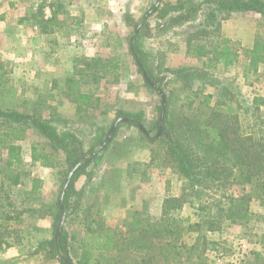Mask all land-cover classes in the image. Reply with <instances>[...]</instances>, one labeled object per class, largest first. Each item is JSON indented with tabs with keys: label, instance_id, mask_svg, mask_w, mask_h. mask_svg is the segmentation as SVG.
Segmentation results:
<instances>
[{
	"label": "rangeland",
	"instance_id": "1",
	"mask_svg": "<svg viewBox=\"0 0 264 264\" xmlns=\"http://www.w3.org/2000/svg\"><path fill=\"white\" fill-rule=\"evenodd\" d=\"M31 1L33 0H27V4ZM37 1L40 2V0ZM45 1L37 3L39 7L36 9L35 6L36 13L40 4L43 6ZM65 1L68 3V0ZM52 2L56 0L46 1L43 7L51 8ZM113 2L117 1H108L110 4ZM118 2L122 7L120 15L125 17L121 22L119 15L115 19L118 23L116 28L110 31L109 40L117 46L121 44V41L126 40L128 49L129 38L144 23H148L149 27L144 26L146 32L143 27L140 29V44L147 53V67L157 79L161 80L162 86L172 100L178 97V101H175L172 108L173 118H177L182 112V92L187 93L188 86L193 88V92L194 90L199 92L200 97L196 99L195 106L199 105L198 102L204 95L218 94L222 88H229L237 97L232 101L224 99L223 101L226 102L222 108L227 109L226 103H231L232 113H234L232 115L239 117L238 121L242 124L243 130H247L248 127L245 135L247 136L248 133L255 140L263 138L264 141V102L262 101L258 109L251 108L254 98L260 97L264 100V63H251L250 50L253 46L249 48L242 44L240 39H234L228 35L234 34L246 41L249 37L251 38L252 32L247 25L251 27L254 24L256 26L255 41L264 40V19L261 14L249 12L232 17L231 21L226 22L225 28L221 29L220 26L218 30L210 29L208 33L189 43L187 42L188 34L196 32L193 24L174 28L167 34L153 36L147 34L148 29L156 28L162 21L153 8L174 5L177 0H119ZM203 17L204 14L201 18ZM69 30L64 27V32ZM178 42H181L182 50L180 47L176 49L173 45ZM113 47L111 46L106 62L94 64L95 72L99 76L83 77L84 81L89 82L83 86L86 94H84L85 97L77 98L88 107L87 110L77 113L74 112V108L65 107L68 104L61 103L60 93L50 92L44 86L40 76H34L31 71H27L23 67V62L16 63L13 60L2 61L3 64L0 67V80L4 82L1 88L6 89L5 94L0 92V105L5 109L13 107L46 118L51 117L58 126L67 125L75 129L77 135L85 140V149H89L91 134L95 132L97 126L102 125L109 129L114 124L119 110L131 111V113L142 112L144 128L151 131V136H155L158 130L154 123L157 120L160 95L151 84L146 83V78L136 60L130 54L116 51L115 46ZM225 47L227 54L231 57L235 56L232 62L218 58L213 63L215 67L210 70L202 68V60L207 59L208 56L213 57L215 49L219 52ZM199 49H201L200 52ZM208 50L209 53H207ZM167 51L172 54L176 52L174 57L176 60L170 57L169 61ZM185 60H187L185 65L179 67L194 68L196 77L194 81L183 82L184 84L175 83L176 76L169 72L172 68L170 63L177 64ZM102 63L106 65L105 68L100 66ZM116 64L118 67H114ZM8 88L12 89L7 90ZM201 105L206 107L205 104ZM185 109L188 111V107ZM196 112L199 111L196 110ZM2 129L4 128L1 127L0 132ZM143 134L135 126L122 124L100 161L93 162L88 167V170L93 172L91 182L88 184V189L92 193L85 197L82 213L68 218L64 224L69 235L81 236L71 241V256L74 261L77 262L81 256L82 244L86 239L83 233H86L90 226L97 230H104L107 226L116 231L120 229L126 232L128 223L139 217L151 223H159L157 226L161 230L164 227H170L174 231L173 238L167 240L162 235L146 237L147 246L136 251L131 242L125 241L121 247L124 251L122 255H119L120 257L117 256L118 252L109 253L105 255L106 257L96 254L94 255L95 264H264V204L257 199L258 193H252L255 198L247 204L250 219L233 222L227 218L230 199L233 197L237 199L246 192H250V185L236 181L229 182L226 186H214L208 183L209 186L202 189L191 187L185 178L166 165L165 147L158 140L159 138L151 144L146 139V134ZM9 143L20 146L26 160L19 166L15 164V168L11 169L22 175L23 180L20 186L11 184L12 171L6 166ZM33 145L46 148L48 152L51 151L49 141L35 130H29L26 137L21 140L8 139L6 142H0V215L6 211L13 215L22 208H31L43 200L55 199L62 189L61 173L66 169L63 154L57 158L52 157L57 167L63 170L55 176L58 184L56 192L42 189L35 195L26 193L27 188L37 183V177L40 174L39 168L29 160V152ZM120 163L126 166L123 174L117 171ZM103 175L108 176L112 182L110 202L116 200L118 203L126 202L129 205L125 207L127 211L119 209L122 215L125 214L123 221L107 223L102 216L109 202L105 200L107 194L102 186ZM87 180V176L82 175L76 180L75 185L80 187L87 184ZM47 209L48 207L43 208V212L40 211V213L47 215ZM27 216L28 220L25 222H11L10 229L15 230L16 233L10 238L25 245L26 250L23 256H26L27 260H32V264H59L56 259L53 263L51 260L53 258L48 256L45 249L35 252L42 240L52 236L53 227L48 233L37 230L34 227L33 218L30 214ZM99 218L104 220L99 221ZM93 220L96 221L93 222ZM195 222H199L200 226H192ZM190 225L192 230H188ZM141 230L144 234H149L145 231L148 229L141 228ZM32 234L35 236L34 243L30 238ZM133 252L137 254L131 255ZM123 258L126 261L123 262Z\"/></svg>",
	"mask_w": 264,
	"mask_h": 264
},
{
	"label": "trees",
	"instance_id": "2",
	"mask_svg": "<svg viewBox=\"0 0 264 264\" xmlns=\"http://www.w3.org/2000/svg\"><path fill=\"white\" fill-rule=\"evenodd\" d=\"M153 11L158 13V17L162 21L158 23L156 28L148 29V35L167 34L174 28H183L193 24L196 32L188 34L187 39V42L191 43L204 33H208L210 29L218 30L221 22L228 19L232 13L256 12L261 14L264 19V0H177L174 5L164 8H157L155 6ZM203 14L204 17L201 18ZM46 21H50V19ZM144 26L149 27L148 23H144L140 29L143 27L145 30ZM140 29L129 38V50L141 72L145 73L149 78V82L146 80V83H153L161 98L160 104L157 106V120L154 123V126L158 130L155 136H151L150 130L146 129L147 132L145 133L141 128V126L144 127L142 112L117 111L114 123L120 118L130 121L119 122L110 141L106 145L104 144L107 141L111 127L106 129L104 126H97L95 132L91 134L89 149H85V140L77 135L75 129L67 125L60 127L55 124L51 117L46 118L13 107L5 109L0 105V128H4L0 132V142H6L8 139L10 141L21 140L26 137L29 130L37 131L49 141L51 151L48 152L46 148H39L33 145L32 157L45 166L53 167L55 160L52 157L57 158V156L64 154L66 169L61 173L63 184L68 174L82 160L91 156L75 170L65 190L61 204L59 203L60 191L56 202L51 208L53 217L52 236L49 239L42 240L36 250L37 252L39 249H45L48 256L57 259L59 264H90L94 259V255L100 254L106 257L105 255L113 252H118L117 256L120 257L119 255H122L124 251L121 247H123L122 245H124L125 241L131 242L132 247L135 248L134 251H136L144 249L147 246L145 242L146 237H160L162 235L163 238L168 240L173 235L174 231L170 227L167 226L161 230L157 226L159 223H151L139 217L134 218L128 223L126 232L120 229L116 231L107 226L104 228L106 231L92 229L90 226L87 229L86 239L83 243V251L77 262L71 256V241L77 240V236L69 235L64 227L61 229L59 236H55V231L63 211L65 212L66 220H68V218L76 216L84 209V199L92 193V191H89V194L86 193V188L93 176V172L89 171L88 167L91 163L100 161L103 153L108 150L118 134L122 124L137 127L141 133L146 134V139L151 144L159 138L158 140L165 147L166 165L185 178L191 187L202 189L209 185L226 186L229 182L235 183L236 181L244 185H250V192H246V194L237 199L234 197L230 199L227 208V218L233 222H242L250 219L247 204L252 198H255L252 193L257 192V199H260L264 204L263 138L255 140L248 133L247 136L245 135L248 127L247 130H243L242 124L238 121L239 117L232 115L234 113H232L233 105L231 103H226L227 109L222 108V105L227 100L232 101L237 96L229 88H222L218 94L204 95L202 99L200 98L199 105L195 106L196 99L200 97L199 92L197 90L193 92V88L188 86L187 93L178 91L179 93L182 92L183 95L181 97L183 99L181 104L182 112L177 118H173L172 108L175 101H178V97L172 100L167 90L162 86L161 80L157 79L147 67V53L139 40L141 35ZM200 50L198 51L200 52ZM226 50V47L219 50V52L215 49L213 57L208 56L205 59L206 61L202 60V68L210 70L215 67L213 63L218 58H224L228 62H232L235 56L231 57L227 54ZM207 53H209V50ZM250 54L251 63H264V40L255 41ZM114 67H118V65L116 64ZM169 72L176 76L175 83L180 82L184 84L194 81L193 79L196 77L194 73L195 69L192 67L171 68ZM3 83L0 80L1 94H5L6 92L5 88H1ZM10 89L12 88H8L7 90ZM224 99L226 101H223ZM211 101H213V104H211ZM262 101L264 102L260 97L254 98L251 108L258 109L263 103ZM201 104H205L206 109ZM187 107L188 111L185 109ZM77 109L81 112L82 106L79 105ZM196 110L199 112H196ZM229 114L232 116L229 117ZM100 147L102 149L97 152ZM7 149L8 159L6 166L12 171V176L10 177L11 184L16 186L22 181V175L19 172H13L11 169L13 165L17 164L19 166L21 163V147L10 143ZM82 175H86L89 182L87 180V184L78 190L76 189L75 182ZM25 212L32 213L34 211L31 208H22L13 215L9 211L4 212L3 215L1 214L2 216L0 215V247L8 245V240L5 239L16 233L15 230L10 229L11 222L22 223L21 216ZM99 221H103V219L99 218ZM192 226H200V223L195 222ZM141 228L148 229L145 231H148L149 234H144ZM188 230H192L191 225ZM133 254L137 253H131V255ZM122 261L124 262L126 259L123 258Z\"/></svg>",
	"mask_w": 264,
	"mask_h": 264
},
{
	"label": "crops",
	"instance_id": "3",
	"mask_svg": "<svg viewBox=\"0 0 264 264\" xmlns=\"http://www.w3.org/2000/svg\"><path fill=\"white\" fill-rule=\"evenodd\" d=\"M24 1H26V3ZM41 1L42 0H40V2L33 0L27 4V0H0L1 66L3 64L2 61L10 62V60H13L16 63L23 62V67H25L27 71H31L34 76H40L44 86L50 92L53 93V91H55V93L61 94V103L68 104L65 107L74 108V112L78 113L79 111L77 108L80 105L82 106V110L85 111L88 107L82 104L77 97H82L86 94L83 86L89 82L84 81V78L99 76L97 72H95L94 67H96V65L94 66V64H97L96 62H106V60H108L107 58L109 57L111 46L112 48L115 46L116 51H123L124 54H130V56H132L131 53H129V45L127 49L126 40L121 41L119 46L109 40L110 31L116 28L118 23L115 19L119 15L121 22L123 17H125L120 15L122 7L119 5V0H116L117 2H113V4L108 3L109 0H68V3H66L65 0H56V2H52L50 5L51 8H49L50 13L52 12V17L49 18L50 21H46L49 20L44 17V11L47 7L43 6L46 4V1L50 2V0H46L43 6L40 4V8H38L39 10L36 13L35 10L39 7L37 3H43ZM20 4L25 5L21 6ZM61 13L63 14L61 15ZM64 13H68V15H64ZM244 13L249 12L232 13L229 19L221 22V29L226 27V22L231 21L233 19L232 17ZM60 19L63 20L61 21ZM64 27L70 30L64 32ZM247 27L252 29V32L251 38L249 37L246 41L237 35H228L234 39H240L239 41L242 44L250 48L255 43L256 26L252 24L251 27L249 25H247ZM183 43L185 45L187 44V42ZM173 45L176 49L180 47L182 50L181 42L174 43ZM175 54L176 52L172 54L167 51L169 61L170 57H175ZM174 59L176 60V58ZM185 62H187V60L183 62L180 61L177 64L175 62L170 64L172 69H175L185 65ZM100 66L105 68L106 65L102 63ZM29 156V160L39 168L40 174L38 176L39 178L37 177V183L27 188L26 193L35 195L36 192L42 189H50L56 192L58 184L55 176L58 175L57 173L61 171L62 168H58L56 164L53 167L45 166L40 161L34 160L32 157V147ZM22 161L26 160L21 151V162ZM12 167L15 168V165ZM125 167V164L123 165L120 163L117 166V171L123 174L125 172ZM102 177L104 178L102 186L106 192L105 194H107L105 200H109L106 208L103 210L104 213L102 216L106 219L107 223L114 221L119 222L120 220L123 221L125 219V214L122 215L119 209L126 210L125 207L128 204H126V202L118 203L116 200L110 202L112 182H110L108 176L105 177V175H103ZM21 182L17 186H20L22 184ZM84 185L85 184L80 187L75 186L76 189L79 190L82 189ZM86 193L89 194L88 186L86 188ZM57 198L43 200L37 206L31 207L34 212H25L21 216V220L23 222L27 221V215L30 214L33 218L34 227L37 230L39 229L48 233L53 224V217L49 209L51 210ZM47 207V215H43V208ZM40 211L42 212L40 213ZM116 214L117 216H115ZM86 233H83V236H86ZM34 237V234L30 236L33 243ZM47 237L48 238H45V240L50 238L49 236ZM5 240H8V245L0 247V264H32V260H27L26 256H23L26 250L24 247L25 245L19 244V242L10 237H7ZM51 260L54 263L55 258ZM56 261L58 260L56 259ZM95 262L96 261L93 259L90 264H95Z\"/></svg>",
	"mask_w": 264,
	"mask_h": 264
},
{
	"label": "water",
	"instance_id": "4",
	"mask_svg": "<svg viewBox=\"0 0 264 264\" xmlns=\"http://www.w3.org/2000/svg\"><path fill=\"white\" fill-rule=\"evenodd\" d=\"M143 74H144L146 80L149 82V78L145 75V73H143ZM150 84L154 87V84H153V83H150ZM123 121H128V122H129L130 120H127V119H121V118L118 119V120H117V121L111 126L110 133H109L108 138H107V141L105 142L104 145H106V144L110 141L111 136H112V134L114 133L117 124H118L119 122H123ZM135 125L138 126L137 123H135ZM141 128L143 129V131H144L145 133L147 132L146 129H145L144 127L141 126ZM100 149H102V147H100V148L97 150V152H98ZM95 154H96V153H95ZM95 154H93V155H95ZM93 155H92V156H93ZM90 157H91V156H88V157H86L84 160H82V162H81L79 165H77V166H76V167H75V168H74V169L68 174V176H67V178H66V180H65V182H64V184H63V187H62L61 193H60V198H59V203H60V204H61L62 201H63L64 195H65V190L67 189V187H68V185H69V182H70V180H71V177H72V175L74 174L75 170L78 169V167H80V165L83 164L85 161H87ZM65 220H66V218H65V212L63 211V212H62V217H61V219H60V221H59V223H58L57 229H56V231H55V236H56V237L59 236V233H60L61 229L64 227Z\"/></svg>",
	"mask_w": 264,
	"mask_h": 264
},
{
	"label": "built area",
	"instance_id": "5",
	"mask_svg": "<svg viewBox=\"0 0 264 264\" xmlns=\"http://www.w3.org/2000/svg\"><path fill=\"white\" fill-rule=\"evenodd\" d=\"M44 17L46 18V19H49V18H51L52 16H51V13H50V9H49V7H47L46 8V10L44 11Z\"/></svg>",
	"mask_w": 264,
	"mask_h": 264
}]
</instances>
